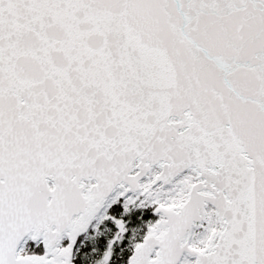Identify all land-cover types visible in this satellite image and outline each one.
Listing matches in <instances>:
<instances>
[{
	"label": "snow or ice",
	"instance_id": "6c2138e0",
	"mask_svg": "<svg viewBox=\"0 0 264 264\" xmlns=\"http://www.w3.org/2000/svg\"><path fill=\"white\" fill-rule=\"evenodd\" d=\"M0 264H264V0H0Z\"/></svg>",
	"mask_w": 264,
	"mask_h": 264
}]
</instances>
